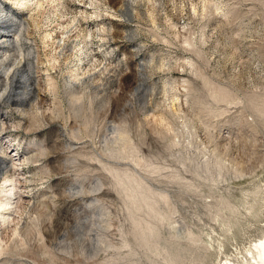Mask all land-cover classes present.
<instances>
[{
	"label": "rangeland",
	"instance_id": "obj_1",
	"mask_svg": "<svg viewBox=\"0 0 264 264\" xmlns=\"http://www.w3.org/2000/svg\"><path fill=\"white\" fill-rule=\"evenodd\" d=\"M24 1L0 0L25 18L8 60L36 79L0 101V157L29 194L9 229L0 214V264L255 263L264 0Z\"/></svg>",
	"mask_w": 264,
	"mask_h": 264
},
{
	"label": "bare ground",
	"instance_id": "obj_2",
	"mask_svg": "<svg viewBox=\"0 0 264 264\" xmlns=\"http://www.w3.org/2000/svg\"><path fill=\"white\" fill-rule=\"evenodd\" d=\"M14 1H15V3L18 4V6L20 5V8H21V6H25L27 4L26 1H24V0H21V1H18V2H17V0H14ZM130 1L131 0H124L125 10L126 9L129 10L130 4H131ZM28 3H29V1H28ZM61 3H62L63 6L67 7L68 5H70L72 3V1L71 0H62ZM86 25L88 26V21L86 22ZM24 26H25V18L23 19V17H21V15L18 14V13L17 14H14L13 12H10L9 10H6L5 9V6L2 3H0V49H1L0 50V65H2L3 63H5L8 59H10L9 54H7V52L9 50L10 51L11 50L12 51L13 50L16 51L17 46H16V44L14 42V38H18L19 40L22 39V37L24 35L23 34V30L25 29ZM64 28H66V27H64ZM2 30H5V33H3ZM82 31H83V34H84L83 36H85V39L88 38V37H91L92 38V36L94 35V32L89 27L88 28H83ZM64 33H66V31ZM49 34H51V33H49ZM49 34H47L46 36L47 37L50 36ZM86 44H87V42H86ZM65 45H66V41L63 40V43L62 44L60 43V45H59V47H61L60 49H64ZM18 48H20L19 50H21L22 49V45L18 46ZM19 52L21 54V51H19ZM11 53H13V55H14V51L11 52ZM11 56H12V54H11ZM29 60L27 59L26 56L24 57V56H21L20 55V57H17V55H16V57L13 58V61L10 62V60H8V62H6L7 63L6 70H4L3 72H0V81H2V83H5V88L4 89L1 88L3 90L0 91V101H4L5 100L6 101V104L7 103H16V102L19 103V102L24 101V100L26 101L29 98V96H32V94L34 93V88L32 86L34 84H36L34 82L36 80L35 79V76L32 73L31 68L29 66H28L29 69H27V70H21L22 69V66L24 64H27L28 63V64L31 65V62H29ZM24 67H23V69H24ZM20 75H21V77L19 78ZM139 86L140 85H138V87ZM74 88H75V86H74ZM16 89H23L24 91H23V93L13 94L14 91H17ZM0 115L3 116V114H0ZM46 151L47 150H45V152ZM47 152H46V154H47ZM5 153H7V152L5 151ZM17 154H15L14 156H16ZM42 154H45V153H42ZM14 156H11V157L15 159ZM20 164H22V163H16L15 162L14 163V166L11 167L8 164V160H5L4 157H0V174H3V173L6 174V172H8L9 170H11V169L13 170V171L11 170V174L9 176L8 175H5V179H4L7 182L6 187L7 186H9V187L11 186V188L7 189L5 186L0 187L1 193H5L3 195L5 197V199H2V198L0 199V214H2L3 212H5V213L2 214V219H3V222L2 223H3V225H8V229L10 228L11 222H14L16 220L15 218L12 219L9 216V214H13V213H10V212H13L14 210H16L15 212L19 211V209L23 206L22 199L24 197H26V196L27 197L29 196V194H22V192H21L22 188L24 187V184H23L24 181H23V179H21V177H18V174H21V173L20 172L19 173L17 172V170L20 169L17 166L20 165ZM44 171H42L40 174L44 175ZM14 203L16 204V207H14L16 209H13L12 208L13 207L12 204H14ZM43 203H41V204H43ZM46 204H48V203L46 202ZM48 207H49V204H48ZM8 211H9V213H8ZM41 212H43V211H41ZM50 214H51V212H50ZM81 217L82 216L79 215V214L73 215V217L70 218L71 221H72V224L74 223L73 225L75 226L76 225L75 223ZM83 218H84V216H83ZM80 220L83 222L84 219L83 220L80 219ZM33 222H36V221H33ZM34 224L38 225V222L37 223H34ZM77 224H78V222H77ZM82 224L83 223H80L79 225L82 226ZM21 226L22 227L20 229H15L16 230L15 232L18 233V235H23L25 238H28V237L30 238L29 233H27L28 228H24L23 227L24 225H21ZM32 226L35 227V225H32ZM38 226L40 227L41 225L39 224ZM38 226H36L37 229H39ZM34 227H31V228L35 229ZM78 228H79V226H78ZM30 230H32V229H30ZM33 232H35V231L33 230ZM31 237H32V235H31ZM30 239L32 240V238H30ZM255 249L258 250V253L256 252L257 250L255 251V253H257L258 255L257 256H255V255L252 256L253 257L252 259H254L255 263H250V264H264V238L261 239L259 242L255 243ZM250 251H252V250H250Z\"/></svg>",
	"mask_w": 264,
	"mask_h": 264
},
{
	"label": "water",
	"instance_id": "obj_3",
	"mask_svg": "<svg viewBox=\"0 0 264 264\" xmlns=\"http://www.w3.org/2000/svg\"><path fill=\"white\" fill-rule=\"evenodd\" d=\"M143 83V82H142ZM144 84H142L141 88L143 87Z\"/></svg>",
	"mask_w": 264,
	"mask_h": 264
}]
</instances>
